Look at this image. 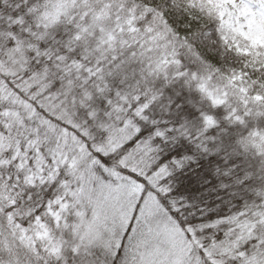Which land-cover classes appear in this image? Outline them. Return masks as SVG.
<instances>
[{
  "label": "trees",
  "instance_id": "trees-1",
  "mask_svg": "<svg viewBox=\"0 0 264 264\" xmlns=\"http://www.w3.org/2000/svg\"><path fill=\"white\" fill-rule=\"evenodd\" d=\"M221 12L0 0V264H135L110 221L149 193L192 245L181 264H264V44Z\"/></svg>",
  "mask_w": 264,
  "mask_h": 264
},
{
  "label": "rangeland",
  "instance_id": "rangeland-1",
  "mask_svg": "<svg viewBox=\"0 0 264 264\" xmlns=\"http://www.w3.org/2000/svg\"><path fill=\"white\" fill-rule=\"evenodd\" d=\"M214 1L224 13L223 16L228 25L234 27L245 39L253 43L261 42L264 44V18L260 16V12L264 10L262 7L254 4L252 0ZM225 9H227L226 12L224 11ZM241 12L255 13L256 15L254 17L248 15L246 17L245 15H241ZM250 20L252 21L251 23H249ZM15 60V63L19 62L18 59ZM17 67H14L15 71ZM125 179L128 180L129 178L125 177ZM157 179V174H155L150 179L151 184L156 185ZM128 181H132V183H128L131 197L134 193H142L143 186L141 183H136V181L134 182L131 179ZM110 187L112 185L105 186V190L108 189L107 195L102 197L103 199H107L108 203L114 201L116 197L115 191L111 190ZM155 198L154 195L149 193L145 196L139 208H136L134 202H131L127 210L118 211V215L114 217L116 220L110 221L112 222L110 231L112 236L115 234V236L120 237L117 234V230L124 233L128 228V222H134L133 231L128 235L127 241L133 242V246L135 247L136 255L138 256L135 264H181L189 256L192 245L185 235L186 232L178 226L177 222L170 215L163 211ZM101 218L102 213L100 210H94L92 214L93 221ZM137 221H139V224H137Z\"/></svg>",
  "mask_w": 264,
  "mask_h": 264
},
{
  "label": "snow or ice",
  "instance_id": "snow-or-ice-1",
  "mask_svg": "<svg viewBox=\"0 0 264 264\" xmlns=\"http://www.w3.org/2000/svg\"><path fill=\"white\" fill-rule=\"evenodd\" d=\"M224 11L226 12L227 9H225ZM220 14L223 15L224 13L221 12ZM241 15H245L246 17H247L248 15H251V16L254 17L256 14H255V13L241 12ZM260 16H261L262 18H264V10H262V11L260 12ZM251 22H252V21L250 20L249 23H251ZM134 142H135V141H133V143H134ZM97 155L99 156V161H95V162H93V167H101V170L104 171V172H106L107 169H106V168H103V167L101 166L100 162L102 161V164H103V165H107V164L109 163V158H110V156H111L112 154H109V153H103V154H101V153L98 151V152H97ZM85 163H87V162H85ZM73 164H75V161H73ZM244 182H245V183H250L251 180H245ZM78 183H79V181H78ZM223 190L226 191L227 189L224 188ZM128 224H129V228H128L127 230H125V234H126V235H127V232H128V231H133V229L131 228V221H129ZM137 224H139V221H137ZM81 247H83V245H81L80 247H73V248L71 249V251L73 252V254H74L75 256H80V255H81ZM123 247H124V242H123V240H120L119 243H112V244H110V245H109V249H110V251H109V255L105 257V262H106V260H107L108 258L119 257V256L121 255V252H122ZM84 255H85V256H88V255H90V253H88V252H84ZM17 264H19V261H18V260H17ZM82 264H83V262H82ZM88 264H92V262L89 261ZM112 264H116L115 259H113Z\"/></svg>",
  "mask_w": 264,
  "mask_h": 264
}]
</instances>
